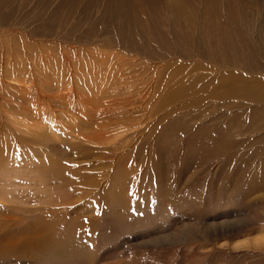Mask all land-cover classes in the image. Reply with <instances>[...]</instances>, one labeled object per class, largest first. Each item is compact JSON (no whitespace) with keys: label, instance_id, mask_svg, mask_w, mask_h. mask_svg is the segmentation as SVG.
<instances>
[{"label":"rangeland","instance_id":"374dc122","mask_svg":"<svg viewBox=\"0 0 264 264\" xmlns=\"http://www.w3.org/2000/svg\"><path fill=\"white\" fill-rule=\"evenodd\" d=\"M0 264H264V0H0Z\"/></svg>","mask_w":264,"mask_h":264}]
</instances>
